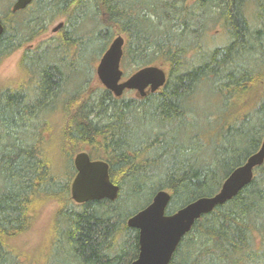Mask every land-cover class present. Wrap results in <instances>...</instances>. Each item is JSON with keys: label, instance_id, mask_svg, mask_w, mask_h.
<instances>
[{"label": "trees", "instance_id": "obj_1", "mask_svg": "<svg viewBox=\"0 0 264 264\" xmlns=\"http://www.w3.org/2000/svg\"><path fill=\"white\" fill-rule=\"evenodd\" d=\"M22 12L21 20L11 9L0 16V61L46 23L59 16L65 22L58 37L23 53L27 81L0 88V264H21L9 239L29 229L33 206L43 200L59 205L48 264H130L138 231L126 221L155 192L171 193L167 214L211 196L264 139V0H32ZM96 15L105 22L78 33ZM216 25L226 40L211 46L208 30ZM119 33L126 38L123 73L127 65L131 73L161 66L167 74L161 89L117 98L104 87L87 88L94 78L87 47L99 42L101 57ZM202 89L213 102L225 107L237 99L240 108L227 121L216 117L210 142L201 135L216 120L200 125L195 117L193 98ZM60 101L65 112L73 110L67 140L91 147L77 151L108 164L119 187L114 201H72L73 151L64 171H53L44 131ZM168 264H264V163L234 197L195 221Z\"/></svg>", "mask_w": 264, "mask_h": 264}, {"label": "water", "instance_id": "obj_2", "mask_svg": "<svg viewBox=\"0 0 264 264\" xmlns=\"http://www.w3.org/2000/svg\"><path fill=\"white\" fill-rule=\"evenodd\" d=\"M32 0H15L11 11L24 9ZM61 23L53 31L61 27ZM3 25L0 18V35ZM124 37L116 35L99 58L95 72L102 86L115 97L120 98L125 90H134L135 96L142 98L156 92L166 82V71L157 65L139 68L125 79L121 69ZM264 163V139L258 149L245 162L235 167L225 178L218 192L202 196L167 214L166 208L171 195L166 190L157 191L151 202L130 216L126 224L138 231V255L130 264H168L179 242L202 215L210 213L218 205L234 197L252 179L254 168ZM76 170L70 184V196L76 204L90 200L108 199L114 201L119 187L109 177V167L105 161L92 160L87 152L74 155Z\"/></svg>", "mask_w": 264, "mask_h": 264}, {"label": "rangeland", "instance_id": "obj_3", "mask_svg": "<svg viewBox=\"0 0 264 264\" xmlns=\"http://www.w3.org/2000/svg\"><path fill=\"white\" fill-rule=\"evenodd\" d=\"M14 0H0V16H4L6 12H8L11 9V6L13 4ZM94 9V7H93ZM95 11V9H94ZM91 12V10H90ZM16 15L13 16V20L16 18L18 20H21L26 16L25 13H18L13 12ZM64 21L65 19L63 16H59L56 19H54L51 22H48L45 24V30L41 31L40 34L36 36L35 39H33L30 43L23 45L21 48L15 50L12 54L5 57L0 61V88H6L11 86L12 88L17 87L23 81H27L28 74L25 72V69H23L21 65V60L23 53L28 47H34L35 45L39 44L40 42H43L48 39H54L59 36L60 30L52 31V29L60 22ZM104 23L103 15L97 16L96 20L93 21L92 19H87L85 21V24L79 25V28H77L78 33L79 32H86L90 33L94 29L98 28V24ZM125 38V35L122 33H119ZM118 35V34H117ZM208 43L209 45L213 46L219 45L225 42L226 35L222 31V29L219 26H211L208 30ZM100 43L104 42L101 38ZM97 45H89L87 47V51L85 52L87 57L86 59L90 61L92 64L90 71L91 74H93L94 78L89 82L87 88L89 90H93V88H101L103 87L101 83L99 82L97 76H96V66L98 64L99 58L98 52H99V42L94 43ZM94 46V47H93ZM93 47V48H92ZM71 53L76 52L75 49H70ZM85 55V56H86ZM16 57L14 62H9L7 64L4 63L6 59L9 57ZM124 65H121V69L123 70ZM134 69L133 66L127 65L125 68V72L123 79L128 76ZM81 77V76H79ZM84 78L77 80L74 84L76 86L80 84L81 81H83ZM101 85V86H100ZM75 85H73L72 90L76 88ZM125 96H131L135 97L134 91H126L124 93ZM215 97L213 96V93L209 92V90L202 89L200 92H198L195 97L193 98L194 103H196V107L199 108V113L195 114V117L200 118L202 121V124L200 125H207L206 123L211 122L210 118L215 119L216 121L211 122L209 125H207L205 132L202 133L201 138L206 141L210 142V139L212 138V131L219 127L220 121L217 120L219 116L224 119V121H227L229 119H232V117H235L239 114L240 108L237 99H232L231 103L226 105L225 107L221 106L219 104V101L213 102ZM62 105L64 106V102L60 101L56 105V110L52 111L49 116H47L48 124L45 126L46 130L45 133V150H47V153L51 159V164L54 172L58 171H64L65 168V161L64 158L66 156V152L70 151L72 153V158H74V155L78 152L79 149H91V147H86L85 145H79L77 146L72 144L71 141L65 136L64 134V128L69 122L70 117L73 114V110H71V107L68 108L69 110L65 112V109L62 108ZM69 106V105H68ZM206 112L205 116H208L207 121H205L204 116L202 115ZM45 115V114H44ZM217 117V119H216ZM205 122V123H204ZM210 128V129H209ZM192 130L191 128H189ZM195 129V128H194ZM65 150V155L62 156V151ZM95 150V149H94ZM73 201V200H72ZM74 202V201H73ZM75 203V202H74ZM59 205L56 201L53 200H43L37 205L33 206L32 209V220L31 225L29 229H27L25 232H22L20 234H17L13 238L9 239L8 246L11 248L12 252H14L17 257L20 259L21 264H48L49 262V256L45 258V254L47 252V249L50 248L51 241L54 237L55 232V214L58 210ZM47 260V262H46ZM52 261V256L50 258V263Z\"/></svg>", "mask_w": 264, "mask_h": 264}, {"label": "flooded vegetation", "instance_id": "obj_4", "mask_svg": "<svg viewBox=\"0 0 264 264\" xmlns=\"http://www.w3.org/2000/svg\"><path fill=\"white\" fill-rule=\"evenodd\" d=\"M14 1H15V0H14ZM31 2H32V1H31ZM30 4H31V3H30ZM30 4H29V5H30ZM29 5L26 6L24 9H22V10H18V11H16V12H20V11H24V10H26V9L29 7ZM59 23H61L62 25H61V27H60L58 30L62 29V27H63V25H64V21H60ZM59 23H58V24H59ZM58 24H57V25H58ZM57 25H56V26H57ZM52 31H53V29H52ZM132 92H133V91H132Z\"/></svg>", "mask_w": 264, "mask_h": 264}, {"label": "clouds", "instance_id": "obj_5", "mask_svg": "<svg viewBox=\"0 0 264 264\" xmlns=\"http://www.w3.org/2000/svg\"><path fill=\"white\" fill-rule=\"evenodd\" d=\"M16 59V57H9L8 59H6L5 61H4V63L5 64H7V63H9V62H14V60Z\"/></svg>", "mask_w": 264, "mask_h": 264}, {"label": "bare ground", "instance_id": "obj_6", "mask_svg": "<svg viewBox=\"0 0 264 264\" xmlns=\"http://www.w3.org/2000/svg\"><path fill=\"white\" fill-rule=\"evenodd\" d=\"M156 193V192H155ZM171 194V193H170ZM10 260V259H9Z\"/></svg>", "mask_w": 264, "mask_h": 264}]
</instances>
